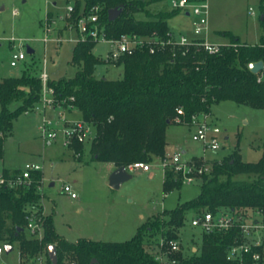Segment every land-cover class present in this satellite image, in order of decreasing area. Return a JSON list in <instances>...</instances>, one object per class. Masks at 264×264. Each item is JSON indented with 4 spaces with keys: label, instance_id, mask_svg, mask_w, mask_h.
I'll list each match as a JSON object with an SVG mask.
<instances>
[{
    "label": "trees",
    "instance_id": "obj_1",
    "mask_svg": "<svg viewBox=\"0 0 264 264\" xmlns=\"http://www.w3.org/2000/svg\"><path fill=\"white\" fill-rule=\"evenodd\" d=\"M154 1L157 0H84L85 11L100 7L99 30L106 39L130 34L148 40L133 54H122L116 60L107 58L106 61H115L124 67L121 78L108 79L95 75L96 65L102 62L93 52L98 40L79 34L72 50V62L78 66L75 76L49 80L56 96L78 108L81 117L93 124L91 152L94 157L115 167L167 157V127L174 123L178 107L183 108L187 118L193 113H210L212 104L223 100L264 108V69L254 73L248 67L251 62L264 63V36L252 44L224 30L222 34L229 36L230 42L213 54L194 44L157 43L169 39L172 31L167 18L180 9L152 12L148 5ZM114 7L122 8V12L109 20L108 10ZM78 8L73 14L75 22L81 15ZM140 12L146 16H137ZM41 89L40 76L26 72L0 80V159L5 135L11 132L13 121L37 103ZM14 103L19 104L11 108ZM73 147L80 151L82 143L75 142ZM209 162L210 169L203 174L196 197L178 203L173 209L162 210L125 241L80 238L70 242L60 236L53 216L43 214L39 190L43 174L40 170L34 171L28 184H0V238L12 245L18 243L23 263L46 251L49 244H55L58 264H63L65 259L71 264H161L156 253L145 246L147 235L159 234L165 241L177 239L188 215L204 210H264V154L257 161H245L237 146L225 158ZM19 173V170L4 168L2 176L6 180L16 179ZM240 174L246 177L237 178ZM182 184V174L172 166L166 167L164 192L169 193ZM33 209L43 216L42 233L26 234L25 229L17 233V227H25L26 216ZM237 234V229L203 232L200 253L193 252L187 257L177 252L173 256L179 259L177 264H239L226 256ZM93 259L96 261L91 263ZM48 264H52L49 258Z\"/></svg>",
    "mask_w": 264,
    "mask_h": 264
},
{
    "label": "rangeland",
    "instance_id": "obj_2",
    "mask_svg": "<svg viewBox=\"0 0 264 264\" xmlns=\"http://www.w3.org/2000/svg\"><path fill=\"white\" fill-rule=\"evenodd\" d=\"M0 0V80L8 75L23 72L39 75L44 67L50 79L75 76L78 66L72 62V50L80 31L74 23L73 14L77 8L86 12L84 0ZM209 4L208 31L202 37L214 43H228L230 37L222 34L228 30L237 34L242 42L257 43L264 36V0H207ZM74 12L68 14V7ZM252 8V9H251ZM152 12L171 11L170 0H157L148 5ZM145 17L144 12L137 14ZM173 37L181 35L195 37L194 27L197 17L178 11L167 18ZM76 23V22H75ZM48 26V27H47ZM48 41L45 43L44 38ZM59 38L60 42L56 39ZM31 47L35 51L28 53ZM114 48L112 42L98 40L93 52L102 59L95 67L97 77L118 79L123 76L124 67L115 61H106ZM28 53L25 60L11 66L12 54L20 50ZM46 60V62H45ZM111 60H114L111 58ZM14 103L11 108H16ZM35 105L21 113L14 121L11 132L5 135L3 157L0 159V175L3 169L22 170L27 163L41 165L43 214H51L57 233L70 242L80 238L103 241H125L130 239L138 228L164 209H173L178 203L196 197L202 179L183 184L165 193L163 189L164 169L159 158L150 162L151 169L129 171L132 177L119 187L109 184V176L114 170L112 163L94 157L91 152V138L82 143V149L68 148L59 140L44 141L38 124L50 118L54 126L63 127L66 123L81 119L76 107L48 106L35 110ZM64 114L65 119L60 117ZM211 118L222 130L221 148L206 150L204 145L192 138V130L175 123L167 127V155L178 152L182 161H192L203 156L211 160L223 159L237 146L245 161H257L264 154V108L239 104L233 100L213 103ZM113 169V170H112ZM245 178V174L236 176ZM53 183V184H52ZM68 183L77 193L72 197L63 191ZM189 214L179 230V240L184 254L189 257L193 247L200 253L203 231L191 225ZM28 234V230H24ZM161 235H147L145 246L153 252L159 250ZM6 239L0 238L4 245ZM14 250L2 256L7 264H23L18 243ZM1 257V258H2ZM63 264L68 263L64 260Z\"/></svg>",
    "mask_w": 264,
    "mask_h": 264
},
{
    "label": "built area",
    "instance_id": "obj_3",
    "mask_svg": "<svg viewBox=\"0 0 264 264\" xmlns=\"http://www.w3.org/2000/svg\"><path fill=\"white\" fill-rule=\"evenodd\" d=\"M173 9H180L186 13L193 14L197 17L195 21L194 33L195 37H187L181 35L177 40L173 37L172 32L169 33L167 41H158L157 38H152L161 44L171 45H187L194 44L206 53H218L228 43H214L202 37L203 32L208 31V16L209 4L207 0H170ZM252 9V8H251ZM74 12V7H68V14ZM100 7L93 6L90 10L81 13L76 23H71L70 26L76 25L83 37L90 35L97 40H104L112 42L114 48L109 52V58L116 60L122 54H133L136 48L142 45L148 38H142L137 35L124 34L118 39H106L105 35L99 30ZM48 27V26H47ZM48 38H44L46 43ZM60 42V39H56ZM153 50V48H151ZM28 53L23 49L17 53L12 54L10 61L11 66H17L20 61L26 59ZM46 62V60H45ZM40 79L42 82L41 95L35 105V110L41 109L39 103H43V107L48 106H63L75 107L72 104H66V100H60L56 96L53 86L49 84V76L44 67L40 71ZM71 99H74L71 97ZM60 117L65 119L63 113ZM175 124L184 125L192 130L193 140L199 141L204 145L206 150L213 152L221 148L222 130L217 123L211 118L210 113L198 112L193 113L189 118L186 117L183 108H177V114L173 118ZM38 129L44 141L51 142V140H59L65 147L73 148L75 142H85L89 138H94L95 128L93 124L85 121L83 118L78 119L71 124L66 123L65 126L57 128L54 126L50 118H44L39 124ZM200 160V163H198ZM193 159L192 161H182L181 154L176 152L173 155H167L163 159H159L164 171L166 167L172 166L176 171L182 174L183 182H193L196 179H202L203 174L209 171L211 160L208 156ZM128 171L135 169H143L149 171L151 165L149 162L136 161L126 166ZM41 170V165L32 162L27 163L25 167L20 170L19 176L16 179L6 180L0 175V184L7 183L10 186L28 184L31 182V175L34 171ZM63 191L70 194L72 197H77V193L72 189L68 183L63 184ZM41 190V186L39 187ZM27 223L23 229L28 230L29 234L38 236L43 230V216L35 209L27 214ZM191 225L200 227L203 232H219L230 231L237 229L238 234L235 242L227 249V259L230 261H237L239 264H259L264 261V210L260 208L248 209L246 211H235L230 209H219L216 212L204 210L196 213L191 218ZM6 242L4 245L0 244V264H7L2 256L9 255L12 250L7 252ZM159 250L156 252V259L161 264H177L179 259L173 256L177 252L184 253V247L179 238L165 241L161 237L158 243ZM166 245V246H165ZM194 248V247H193ZM193 252H197V247ZM185 255V254H184ZM186 256V255H185ZM2 257V258H1ZM48 252L43 251L32 256L26 263L23 264H48ZM22 262V261H21ZM22 264V263H21ZM74 264V262H72Z\"/></svg>",
    "mask_w": 264,
    "mask_h": 264
},
{
    "label": "water",
    "instance_id": "obj_4",
    "mask_svg": "<svg viewBox=\"0 0 264 264\" xmlns=\"http://www.w3.org/2000/svg\"><path fill=\"white\" fill-rule=\"evenodd\" d=\"M121 12H122V8H120V7L110 8L108 10L109 20L116 19L120 15ZM187 14H189V13H187ZM261 19H263V16L261 17ZM33 52H34V49L29 47L28 53L32 54ZM248 67L252 72L259 73L264 69V63H263V61L259 60V61L249 63ZM131 177H132V174L129 173V171L126 169V166L121 165V166L116 167L111 172V174L109 176V184L113 188H119L123 184V182L130 179ZM21 231H23V227H21V226L17 227V233L21 232ZM6 250H7V252L11 251L12 245L7 244ZM47 252H48V256H49V259L51 260L52 264H58V255H57V249H56L55 244H49V246L47 248ZM95 261H96V259H93L91 263H94Z\"/></svg>",
    "mask_w": 264,
    "mask_h": 264
},
{
    "label": "crops",
    "instance_id": "obj_5",
    "mask_svg": "<svg viewBox=\"0 0 264 264\" xmlns=\"http://www.w3.org/2000/svg\"><path fill=\"white\" fill-rule=\"evenodd\" d=\"M34 51H35V50H34ZM112 164H113V163H112ZM112 167H113V169L116 168L114 164L112 165ZM113 169H112V170H113ZM193 249L195 250L196 248L194 247Z\"/></svg>",
    "mask_w": 264,
    "mask_h": 264
}]
</instances>
